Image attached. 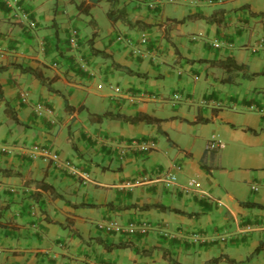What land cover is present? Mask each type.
<instances>
[{
  "label": "crops",
  "instance_id": "obj_1",
  "mask_svg": "<svg viewBox=\"0 0 264 264\" xmlns=\"http://www.w3.org/2000/svg\"><path fill=\"white\" fill-rule=\"evenodd\" d=\"M82 1L88 14L77 13ZM121 7L130 26L110 20V8ZM75 31L78 47L67 40ZM118 31L146 32L148 42L133 52L113 40ZM226 57L248 72L264 70V0H179L155 9L147 0H0V264H168L163 249L178 264H264V75L245 79L190 61ZM98 80L108 91L95 87ZM126 89L145 95L132 103ZM104 111L159 121L89 119ZM133 137L154 147L121 155L119 146ZM211 138L222 145L208 148ZM36 146L90 180L81 183L48 158L31 159ZM174 163L182 166L178 183L195 177L197 193L165 186ZM80 202L96 206L74 205ZM152 203L199 215L118 207ZM109 220L152 228L106 233L99 224ZM193 232L208 240L194 242ZM99 239L130 245L107 250Z\"/></svg>",
  "mask_w": 264,
  "mask_h": 264
},
{
  "label": "built area",
  "instance_id": "obj_2",
  "mask_svg": "<svg viewBox=\"0 0 264 264\" xmlns=\"http://www.w3.org/2000/svg\"><path fill=\"white\" fill-rule=\"evenodd\" d=\"M179 0H147V7L150 9H155L156 7L160 6L164 2H178ZM24 19H27L25 14H22ZM29 25H33V22H29ZM80 35L78 32H72L68 37V43L72 47H78ZM113 40L118 43L122 44L125 47L130 48V50L137 51L138 45H144L148 42V35L146 32H140L137 37L130 36L128 34L122 32H115L113 34ZM55 65V63H54ZM102 85L98 84V88H101ZM111 89H114L112 85H109ZM123 96L129 102H135L136 100L140 99L144 93L140 92H133L129 89L121 92ZM121 94V95H122ZM19 99L21 102L28 103L29 102V94L28 91L22 90L19 94ZM37 110H44L45 112L50 114L49 108H44L41 104L36 105ZM127 144V145H126ZM125 145L119 146L118 152L122 155L125 153V149L132 148L144 153L151 151L154 147V143L151 140H145L143 138H131ZM222 144L220 141L211 138L206 146L211 149L219 148ZM29 157L31 159H38L40 157L48 158L55 165L63 164L67 167L72 173H76L77 176L80 178L82 183H86L90 180L89 173L85 170L77 169L69 160L60 158L56 152H53L46 148L45 146H36L34 150L29 153ZM182 169L180 164L174 163L171 165L169 170L162 176L163 183L165 186H177L179 187L184 193L194 194L197 193L199 187V181L194 177H189L183 184H179L177 180V172ZM264 185V183H263ZM253 190H257V186L252 187ZM9 190L13 191L14 188L10 187ZM100 228L106 233H138L141 235H146L152 228V225L144 220L142 221H135L131 220L126 223H121L116 220H109L99 224ZM191 239L194 242H204L208 240V237L204 234H200L198 232H193L191 234ZM219 239L224 240L225 236H219Z\"/></svg>",
  "mask_w": 264,
  "mask_h": 264
},
{
  "label": "trees",
  "instance_id": "obj_3",
  "mask_svg": "<svg viewBox=\"0 0 264 264\" xmlns=\"http://www.w3.org/2000/svg\"><path fill=\"white\" fill-rule=\"evenodd\" d=\"M93 1H98V0H93ZM88 5L85 4L83 1L82 2H79L78 4H76V10H77V13H84V14H88ZM108 15L110 17V20L112 21H117V20H120L124 25L126 26H130L131 25V22L130 20L128 19V16H127V13H126V10L125 8L121 7L119 9H113V8H110V10L108 11ZM207 21H212V19H207ZM90 52L91 54H94V55H100V56H103V57H106L108 58V54L102 50H98V49H94L92 47H90ZM190 61H199V62H208V64L210 65H216L220 68H222L225 72H228V73H231V72H238L240 73V77L241 78H245V79H251L253 77H255L256 75H264V70H260V71H252V72H248L245 67L243 66V64L241 63H237L235 60H233L232 58L230 57H226V58H223V59H203V58H198L196 60H190ZM113 65H116L114 62H112ZM127 73H130V74H139L138 72H134L132 71L131 69L129 68H123ZM35 75H36V72L35 71H32ZM67 105V103H66ZM5 111L6 113H8L12 118H14L17 122V118H16V114L14 112V110L11 109V107L8 105V102H5ZM89 116V119L91 121H97V122H101L102 119H114V120H119V121H123V122H128V123H138V122H145V123H148V122H157L159 121L157 118H153V117H150L148 116L147 114H138L136 116H126L124 114H121L119 112H111V111H104L100 114L98 113H89L88 114ZM72 144V147L75 148V145L73 142H71ZM4 173L6 174H10V173H13L11 171H5ZM16 174H18V172H15ZM40 186L41 187H44L45 189H50L52 186L49 184V183H45V182H41L40 183ZM241 205L243 206H257V207H263L262 205L260 204H255L253 202H240ZM76 206H96V204H93V203H84V202H80V203H77V204H74ZM108 205H113L111 203H108ZM119 208H129V207H133V208H139V209H145V208H150V207H159L161 209H165V210H169V211H172V212H175V213H181V214H184L186 216H197L199 215V212H185V211H182L178 208H171V207H168V206H164L162 204H159V203H152V204H143V205H136V204H123V205H119L118 206ZM98 238V237H96ZM99 241L101 242L102 246L104 248H106L107 250H111V249H114V248H123V247H127L129 246L130 244L127 243V242H117V243H106L104 242L103 240H100ZM162 255H163V258L166 260V262L168 264H178V262L172 258L169 254L168 251H166L165 249L162 250ZM217 257L215 258H212L213 261H217Z\"/></svg>",
  "mask_w": 264,
  "mask_h": 264
},
{
  "label": "rangeland",
  "instance_id": "obj_4",
  "mask_svg": "<svg viewBox=\"0 0 264 264\" xmlns=\"http://www.w3.org/2000/svg\"><path fill=\"white\" fill-rule=\"evenodd\" d=\"M97 82L98 83H100V84H102V88H97L99 91H102V92H104V91H108V88H107V86H106V84H105V82L102 80H98V81H95L94 82V85H95V87L97 86L96 84H97ZM171 97V96H170ZM264 102V101H263ZM195 105V104H194ZM184 106V105H183ZM184 108V107H183ZM160 140V144L161 145H164L165 144V140L163 139V138H160L159 139ZM227 150V149H226ZM228 152H229V154H231L230 153V147H228ZM195 178V177H194ZM255 186H257V187H259L258 185H255Z\"/></svg>",
  "mask_w": 264,
  "mask_h": 264
},
{
  "label": "clouds",
  "instance_id": "obj_5",
  "mask_svg": "<svg viewBox=\"0 0 264 264\" xmlns=\"http://www.w3.org/2000/svg\"><path fill=\"white\" fill-rule=\"evenodd\" d=\"M119 32V31H118ZM143 32V31H142ZM123 33V32H122ZM126 34V33H125ZM80 35V34H79ZM139 35V34H138ZM137 37V36H136ZM67 40H68V38H67ZM78 46H79V44H78ZM100 84V83H99ZM102 85V84H101ZM98 87V86H97ZM102 88V87H101ZM133 138H138V137H133ZM86 171V170H85ZM90 176V175H89ZM80 179V178H79ZM188 179V178H187ZM80 182H81V180H80ZM82 183V182H81Z\"/></svg>",
  "mask_w": 264,
  "mask_h": 264
}]
</instances>
